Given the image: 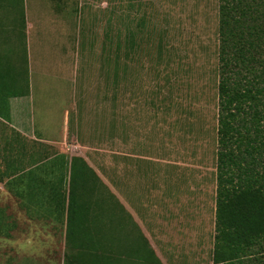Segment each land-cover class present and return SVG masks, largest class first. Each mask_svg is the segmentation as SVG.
Returning a JSON list of instances; mask_svg holds the SVG:
<instances>
[{
  "label": "rangeland",
  "instance_id": "obj_1",
  "mask_svg": "<svg viewBox=\"0 0 264 264\" xmlns=\"http://www.w3.org/2000/svg\"><path fill=\"white\" fill-rule=\"evenodd\" d=\"M23 1L0 0V55L7 57L15 50L26 83ZM220 5L221 0H109L108 32L104 30L102 45L96 43L101 48L100 59L96 58L100 50L92 52L79 44L78 74L71 77V82L55 76L50 84L45 79L37 82L36 94L50 93L60 103H68L75 88L76 99L72 97L70 104L76 102L83 112L78 115L79 120L71 115L69 143L79 139L92 144L91 148L103 150L98 152L106 155L102 168L108 167L107 173L113 180H117L121 163L126 173H133L140 161L142 171L147 173H169L172 169L178 173L186 170L205 173L204 179L215 189L211 176L217 173L215 71L219 63ZM72 36L80 42V34ZM130 37L138 47L126 54ZM93 62H100L102 71L96 68L89 75V65ZM88 85L92 93L89 105L81 98ZM66 89L71 93L64 97L62 90ZM57 91L60 93L55 96ZM101 92L105 95L103 103L98 96ZM28 114V111L24 113V119ZM4 145H0L2 150ZM69 151L77 150L71 147ZM14 181L5 179L0 183V209L8 205L18 210L21 198L15 194ZM162 181V178L157 181L158 192H151V200L156 197L159 200ZM147 205L132 203L133 211L138 210L147 225L141 219L134 224L123 214L119 223L111 224L112 233L127 241L128 250L135 256L134 264H160L151 248L154 243L150 240V228L158 232L159 244L166 249V209L172 206L164 199L157 202L156 208ZM125 242H121L122 247ZM214 243L213 238L204 243L200 264H213ZM7 245L8 241L0 238V264H17L19 259L13 257V252L12 256L8 253L12 243L10 248ZM51 261L64 264L65 259L42 257L25 259L20 264H51Z\"/></svg>",
  "mask_w": 264,
  "mask_h": 264
},
{
  "label": "crops",
  "instance_id": "obj_2",
  "mask_svg": "<svg viewBox=\"0 0 264 264\" xmlns=\"http://www.w3.org/2000/svg\"><path fill=\"white\" fill-rule=\"evenodd\" d=\"M108 8L109 0L23 1L29 94L10 100L5 134V146L9 145L6 160L19 159L22 169L20 175L9 178L15 180V194L21 201L17 211L8 205L0 209V238L8 241L9 248L12 243L8 253L19 259L17 264L42 257H62L64 264H127L131 255L113 244L125 240L112 233L111 224L119 223L123 214L134 224L142 220L147 225L138 210L133 211L132 203L141 207L148 203L146 207L151 209L164 199L172 206L166 209L165 250L159 244L158 232L150 228L156 260L161 264H200L204 243L216 234V173L211 176L213 190L204 179L205 173H178L173 169L169 173H147L138 161L133 173H126L121 163L115 181L109 177L108 167L102 168L106 155L98 152L103 150L79 139L69 143L71 115L79 120L83 112L76 102L70 104L77 95L75 88V96L73 92L68 103H60L47 92L36 94L37 82L45 79L50 84L52 76L71 82V77L77 76L79 44L92 52L100 50L96 57L100 59L101 48L96 43L102 45L104 30L108 32ZM73 34L81 35L79 43ZM96 68L102 71L100 62L89 65V75ZM85 87L81 98L89 105L92 93L89 85ZM62 91L64 97L71 93L70 89ZM98 96L103 103V92ZM26 111L29 114L24 119ZM71 147L77 151L72 153ZM161 178L164 185L159 200H151L149 195L158 192Z\"/></svg>",
  "mask_w": 264,
  "mask_h": 264
},
{
  "label": "trees",
  "instance_id": "obj_3",
  "mask_svg": "<svg viewBox=\"0 0 264 264\" xmlns=\"http://www.w3.org/2000/svg\"><path fill=\"white\" fill-rule=\"evenodd\" d=\"M219 11L212 263L264 264V0H221ZM127 41L126 54L137 50L133 37ZM28 94L15 50L0 55V145L6 140L10 100ZM8 146L0 148V183L22 170L19 159L6 160ZM126 242L118 246L131 255L127 264H134Z\"/></svg>",
  "mask_w": 264,
  "mask_h": 264
}]
</instances>
